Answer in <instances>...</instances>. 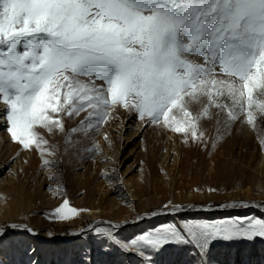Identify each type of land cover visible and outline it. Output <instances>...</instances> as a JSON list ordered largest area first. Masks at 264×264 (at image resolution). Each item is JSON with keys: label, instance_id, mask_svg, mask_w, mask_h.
Listing matches in <instances>:
<instances>
[{"label": "snow or ice", "instance_id": "6c2138e0", "mask_svg": "<svg viewBox=\"0 0 264 264\" xmlns=\"http://www.w3.org/2000/svg\"><path fill=\"white\" fill-rule=\"evenodd\" d=\"M225 94L231 108L218 102ZM259 95L264 0H0V119L12 141L42 157L52 153L38 128L66 132L65 143L75 144L74 133L99 132L123 107L149 125L200 139L197 122L211 107L228 108L233 121L246 113L255 126V113L264 114ZM194 103L202 105L195 115ZM81 112L80 125L66 131L64 117ZM79 211L65 199L53 214L69 219ZM256 237H264V219L237 218L163 228L131 244L141 256L168 243H192L203 255L218 238Z\"/></svg>", "mask_w": 264, "mask_h": 264}, {"label": "rangeland", "instance_id": "374dc122", "mask_svg": "<svg viewBox=\"0 0 264 264\" xmlns=\"http://www.w3.org/2000/svg\"><path fill=\"white\" fill-rule=\"evenodd\" d=\"M218 102L232 107L226 94ZM189 107L194 115L202 110ZM86 115L65 116L66 131ZM112 116L99 132L74 133L75 144L65 143L66 132L38 128L52 153L43 157L12 141L0 119V264H264V237L218 238L203 255L192 243H168L141 256L131 244L194 222L264 219V114L255 113L253 126L246 113L233 121L228 108L211 107L197 122L200 139L149 125L123 107ZM65 199L80 211L60 219L53 213Z\"/></svg>", "mask_w": 264, "mask_h": 264}, {"label": "bare ground", "instance_id": "6f19581e", "mask_svg": "<svg viewBox=\"0 0 264 264\" xmlns=\"http://www.w3.org/2000/svg\"><path fill=\"white\" fill-rule=\"evenodd\" d=\"M207 119V118H206ZM211 122V121H210ZM212 123H213V121H212ZM96 212H98V211H95V210H93V211H89V212H84V214H87V215H93V214H95ZM73 220V219H72ZM74 221V220H73ZM60 224H62V222L60 223ZM80 227V226H79ZM5 233V231L4 230H1V228H0V234H4Z\"/></svg>", "mask_w": 264, "mask_h": 264}]
</instances>
